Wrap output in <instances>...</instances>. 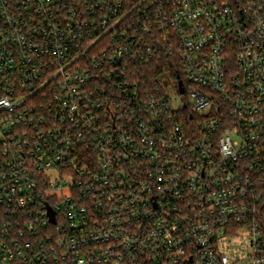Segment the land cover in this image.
Listing matches in <instances>:
<instances>
[{"label":"built area","instance_id":"2783aa9c","mask_svg":"<svg viewBox=\"0 0 264 264\" xmlns=\"http://www.w3.org/2000/svg\"><path fill=\"white\" fill-rule=\"evenodd\" d=\"M0 264H264V0H0Z\"/></svg>","mask_w":264,"mask_h":264},{"label":"rangeland","instance_id":"374dc122","mask_svg":"<svg viewBox=\"0 0 264 264\" xmlns=\"http://www.w3.org/2000/svg\"><path fill=\"white\" fill-rule=\"evenodd\" d=\"M165 86H166L167 88H175V87H176V84H174V83L171 82V81H167V82L165 83Z\"/></svg>","mask_w":264,"mask_h":264},{"label":"water","instance_id":"95a60500","mask_svg":"<svg viewBox=\"0 0 264 264\" xmlns=\"http://www.w3.org/2000/svg\"><path fill=\"white\" fill-rule=\"evenodd\" d=\"M180 87H181V92H183V84L182 83H180ZM52 221L53 222L55 221L53 213H52Z\"/></svg>","mask_w":264,"mask_h":264},{"label":"trees","instance_id":"16d2710c","mask_svg":"<svg viewBox=\"0 0 264 264\" xmlns=\"http://www.w3.org/2000/svg\"><path fill=\"white\" fill-rule=\"evenodd\" d=\"M160 69V68H159ZM161 70V69H160Z\"/></svg>","mask_w":264,"mask_h":264}]
</instances>
